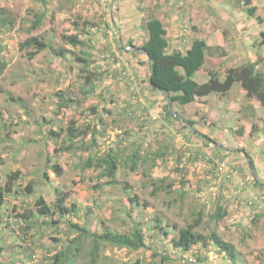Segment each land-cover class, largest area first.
Segmentation results:
<instances>
[{"label": "rangeland", "instance_id": "374dc122", "mask_svg": "<svg viewBox=\"0 0 264 264\" xmlns=\"http://www.w3.org/2000/svg\"><path fill=\"white\" fill-rule=\"evenodd\" d=\"M49 1L0 0V7L5 8L14 19L13 25L0 28V60L6 63L0 77V183L11 170L22 173L15 185L19 194L15 192V195L18 194L16 198L15 195L7 198L6 213L0 218V224L8 227L7 240L18 238L16 242L8 244L18 264H49L51 255L62 249L67 237L75 235H70L65 224L45 226L43 223L46 218L38 215L33 225L26 229L25 235L22 233L20 228L24 222L15 214L24 212V208L35 210V197L25 198L20 193L30 180L49 205L54 202L55 188L70 192L66 205L70 206L74 202L78 211L75 215H67V220L84 225L91 231L101 232L107 227L124 232L129 230L133 221H141L146 242L144 248L129 251L103 247L96 264H230L210 243L206 247L193 246L185 253L174 251L170 240L175 234L172 225L185 226L192 221V213L200 208L206 221L199 231L208 233L211 228L214 229L244 257L253 256V264H264V201H259L261 205L256 211H252L251 205L246 203L251 195L263 194L259 186L254 184L252 171L258 182L264 180V107L258 105L256 112L241 86L234 84L229 96L230 99L235 97L240 104V117L229 120L211 115L208 121L214 122L212 126L202 124L207 118L195 119L198 120V125H194L196 130L206 134L212 141L206 140L208 144L197 145L203 150L194 164L185 157L177 161L175 156L158 155L159 151L168 153L171 147L183 148L182 135L173 133L175 127L170 128V132L166 127L162 128L155 119L158 118L157 112L164 106V98L162 95H153L149 86L142 85L146 83L149 70L141 64L137 66V56L125 49L123 52L126 55L122 59L115 56L113 60L111 57L117 46L115 34L119 33L115 28L119 29L118 22L120 25L131 16L127 10L132 8L129 5L132 0H113L111 10L108 5L96 0ZM137 3L139 0H135V6ZM122 11L126 13L122 14ZM34 12L45 14L41 24L28 31ZM148 12L154 14L152 10ZM261 12L264 14V11ZM84 18L88 21L86 31L75 30L72 23L75 20L81 23ZM111 20H115L114 24H110ZM134 31L139 35L138 28H134ZM75 32H78L80 40L78 46L73 47L62 40L63 35ZM140 32L143 34V29ZM32 35L43 40L47 47L41 50L34 47L20 48L19 45ZM108 39L112 42L107 43ZM260 40L263 41L264 37ZM123 42L127 44V41ZM58 49H63L64 54H55ZM261 53L264 54V48ZM77 57L86 59V70L82 69ZM210 61H206L207 64L204 63L199 73L194 75L196 81L203 80ZM122 65L129 74L125 72L123 76H109L112 74L111 69L118 70ZM258 68L263 70V64H259ZM87 71L94 72L96 88L85 97L79 92L84 87ZM133 84L149 92L146 99L153 102V107L149 112L141 113L130 102L133 104L131 111L123 115L121 109L129 104L125 98L126 85ZM60 90L73 96L77 100L76 104L57 110L55 93ZM215 96L210 94L208 98L216 99ZM219 104L223 106L225 101ZM170 110L178 111L181 113L179 116L185 118L184 113L189 116L198 109L197 104L189 103L171 104ZM218 110L224 113V106ZM98 117L103 123L97 121ZM123 117L125 119L122 121ZM69 120H75L79 127L92 125L95 121L98 123L91 126V130L94 128L96 132L94 145H90L91 133L87 131L84 139L87 152H80L76 147L70 152L55 151L66 140ZM176 126L181 131L180 122ZM239 127L243 131L240 135L235 131ZM124 130L129 131L130 135L122 143L126 145L122 154L127 153L130 142L137 139L145 161L140 160L134 172L130 170L128 161H121L116 172L118 183H104L94 188L102 184L97 171H81L79 161L87 153L97 151L100 154L107 148H114ZM52 132H57L58 136L51 135ZM213 142L218 144L220 150L214 147ZM190 143L196 145L200 141L193 138ZM249 158L253 162L252 168L246 162ZM221 161L233 169V178L219 175L218 162ZM52 164L61 166L62 173L59 176L50 169ZM168 183L170 187H167ZM159 184L162 187L152 194ZM233 186L236 187L234 192L227 193ZM135 194L140 205L130 212L132 217L125 216L123 211L130 204L129 197ZM19 195L24 199L21 200ZM217 200L225 208V215L215 222L208 216L215 210ZM257 213H260L258 217ZM7 214H11V217H7ZM255 216L257 221L252 224ZM156 220H160V225L167 229L168 235L153 228ZM26 223L30 225L31 221ZM237 224H241L242 229ZM246 230L251 232L249 236L243 235ZM5 241L0 238V243L4 244ZM84 255L82 251L77 264H85Z\"/></svg>", "mask_w": 264, "mask_h": 264}, {"label": "trees", "instance_id": "16d2710c", "mask_svg": "<svg viewBox=\"0 0 264 264\" xmlns=\"http://www.w3.org/2000/svg\"><path fill=\"white\" fill-rule=\"evenodd\" d=\"M175 1L179 4H183L180 3L179 0ZM49 2L50 1L48 0L47 3ZM71 2L73 3L74 1ZM244 5L246 6V13L249 16L255 18L258 23L263 21L264 14L262 12L259 14L257 12L256 6L251 5L250 0H244ZM44 14V12L32 13L33 20L28 31L36 29L41 24ZM78 19H80V17ZM81 21L82 22L80 23L78 20H75L72 24L75 30L79 29L84 30L85 32L88 21L85 20V18ZM13 24L14 19L10 17L5 8L0 7V28ZM141 25L146 34V39L138 46V51L143 53L148 61V86L152 92H158L160 94L162 93L164 97L167 98L166 103L163 106L164 116H162L163 118L161 119V121H163L161 127L167 128V125L164 123L169 124L171 120H178L182 127L190 129L189 135L185 136L186 143L189 142V145L183 146V148L171 147V150L168 153H165L164 150L159 151L158 155L168 154L175 156L177 161H179V159L182 157H185L186 160H189L194 164V162L200 158L202 149L191 144L190 142H192V140L190 141V138L197 136L203 141L205 145L208 144L207 141L211 142L212 140H210L206 134L196 130L194 126L197 122L196 120L191 118L181 119L180 116H174L175 112H171L168 105H171L172 103L179 105L189 104L195 101L196 98L207 96L209 94L223 96L229 92L234 84H239L245 92L247 99L254 100L261 107H264V68L263 70L258 68L259 64H263L264 66V58L258 57L254 62H246L236 67L227 68L222 76L218 73V71L208 69L206 71L207 80L200 83L194 79V75L205 63L207 46L204 40L197 38L192 40L185 53L177 50L168 51L166 28L158 17L154 16L153 13L147 12ZM77 33L78 32L65 36L63 35L61 38L64 42L76 47L80 44ZM260 34L262 37H264L263 33ZM19 46L22 49H25L26 47H34L36 50H41L42 48L47 47V44L37 36L32 35L28 36ZM117 47H121L118 42ZM125 47L128 48L126 50H131V47L134 46L131 42H128L121 48L125 49ZM55 54L63 55L64 50L58 49L55 51ZM76 60L82 63L83 70L87 69V61L85 58L77 57ZM5 68L6 63L0 60V77L2 76ZM93 73L94 72L87 71L84 87L82 88L81 92H79L82 96L86 97L96 88L94 83L95 76ZM55 96L57 99L56 108L59 111L66 109L77 102V100L65 90L56 92ZM125 107L126 108L121 109L123 115H126L127 113L129 114L131 111V107ZM243 109L245 108L243 107ZM138 111L143 112L139 109ZM247 111L248 110L245 112ZM124 119L125 117H123L122 121ZM97 121L102 122V119L98 117ZM94 124L98 125L96 121L93 122L92 125ZM118 124L120 125L119 121ZM92 125L88 124L83 127H79L76 126L75 120H69L66 129V140L63 142L62 146L55 148V151L70 152L76 147V149L80 152H87L88 149H86L84 139L88 130L91 133L90 145L95 144L94 136L96 132L94 128L91 130ZM170 125H172V123H170ZM235 131L238 135L243 132L241 127L237 128ZM52 134L53 136H58L57 132H52L51 135ZM129 135V131L124 130V133L119 135V139L117 140L114 148H107L100 154H97V151L93 153H87L86 156H84L81 161H79L81 171H97L102 184L94 186V188H98L104 183L117 184L118 180L116 177V172L119 165L121 164V161L124 163L125 161H128L129 168L133 172L137 169V165L140 160L141 162L145 161V158L141 155L139 150L140 143L137 142V139L131 141L128 152H125L124 155L122 154L126 148V145H122V143L124 140H126V138H128ZM139 137L142 138L141 135ZM214 147L220 150L218 145ZM246 162L250 168L253 167V162L250 158L247 159ZM50 169L55 173L56 176H59L62 173V168L58 164H52ZM252 174L254 175V184L259 186L264 194V184H259L260 182H258L253 171ZM21 177L22 173L19 170H11L5 174L4 181L0 183V218L4 216V213H6L5 209H7L8 195L11 193L12 195H15V185L18 183L17 181H20ZM44 177L47 178L46 173H44ZM170 186L171 184L168 183L167 187ZM161 187L162 186H160V184L155 186V188L152 190V194H155V192ZM54 191V202L53 204L49 205L35 189V183L30 180L20 193L25 198L35 197L33 204L35 210L31 208H24V212L15 214L24 222V225L20 228L24 235L26 233V229L33 225V222L36 221L37 215L46 218V221L43 223L45 226L50 225L56 227L59 224H65L70 235L72 233L75 234L73 237H67V241L62 245V249L51 255L49 264H77V259L79 255L82 254V251L85 252V264H96L97 259L101 255L100 251L103 247L116 249L124 248L129 251H136L145 247V235L141 228V221H133L129 230L124 232L114 231L107 227H105L101 232L91 231L84 225H79L76 222L67 220V215H75L78 211V207L74 202H72L70 206L66 205V201L70 196V192L59 191L57 188H55ZM16 193L19 194V192ZM22 196H20L21 200L24 199ZM129 202L130 204L123 211V213L125 216L128 215L129 217H132L130 212H133L136 206L140 205L136 194L132 197H129ZM253 204L249 205L254 206ZM142 205L144 206L145 204L143 203ZM224 209L225 208L222 206V204L217 200L215 210L209 214L208 218L215 222L221 220L225 215ZM54 215L55 217L52 218ZM258 215H260V213L256 214L257 217ZM6 216L11 217V214H7ZM256 216L253 218L254 223L257 221L255 220ZM204 217L205 216L200 208L195 213H192V221L188 222L185 226L178 227L176 224L172 225V231H175V234L170 240L174 251L177 250L181 253H185L190 251L193 246L200 245L201 247H206L207 244L210 243L215 246L218 254H223V258L229 261L230 264H246V260L243 259L242 253L236 250L235 246L231 242L224 240L214 229L211 228L208 233H203L202 231L198 230L199 227L206 221ZM26 221H31V224L29 225L26 223ZM153 228L158 229L161 233H163V235H168L167 229L160 225V220H156ZM6 229H8L7 225H3L2 227L0 224V238L4 241L6 240L4 244L3 242L0 243V264H18V260L14 256V252L12 249H8V244L12 243L13 241L16 242L18 238L13 237V239L7 240L8 234ZM256 257L259 258L258 256ZM258 260H260V258ZM260 261L263 262L262 260Z\"/></svg>", "mask_w": 264, "mask_h": 264}, {"label": "crops", "instance_id": "0c3cea01", "mask_svg": "<svg viewBox=\"0 0 264 264\" xmlns=\"http://www.w3.org/2000/svg\"><path fill=\"white\" fill-rule=\"evenodd\" d=\"M250 2L251 5L256 6L257 12L259 14H261V11H264V0H250ZM139 4H141L140 7L138 6ZM129 5H131L132 8L130 10H127V12L129 11L128 14H130L131 16L129 18H125L124 21L120 23V25L118 22L119 29L115 26L116 24L114 25L116 27L115 29L119 32L118 34H115L116 38L114 39H117V42L121 47L126 45L123 41H127V43H132L134 47H131L130 52L137 56L138 67L141 64L140 66H144L149 70L146 56L138 51V46L146 39V34L144 30L142 34L140 32V29H142L141 24L145 13L149 10H152L154 12V16L158 17L166 28L168 51L177 50L185 53L186 50L189 48L192 40L197 38L205 41L207 46L205 54V63L206 61L211 60L210 66L205 68L206 71L208 69L218 71V73L222 76L227 68L236 67L246 62H254L257 60L258 57L264 58V54L261 53V50L264 48V42L260 40V38L262 37L260 33L264 34V18L262 22L258 23L255 18L249 16L246 13V6L244 5L243 0H194L192 2H187L183 4H179L175 0H139L137 6H135V0H132ZM125 13V11H122V14ZM133 18L135 19L132 20ZM114 21L115 20H111L110 24H114ZM134 28H138L139 35L134 31ZM102 35L106 36L105 33H102ZM141 36H143V38ZM111 42L112 40L108 39L107 43ZM115 47L116 50L115 52H112L111 55L112 59L115 60V56L122 59L123 55H126L123 52V50L125 49L121 47L119 48L117 46ZM107 56L109 57L110 54H107ZM118 68V70L111 69L112 74H110L109 76H123L125 72L129 74L127 70H124L123 65ZM199 71L197 73H199ZM206 76L207 75H204L202 77L203 80L201 82H205L207 80ZM147 80L146 83H142V85L145 84V86H148ZM126 88L127 94L125 95V98L126 101L129 100V104H125L124 106L133 107V104H130L131 102L134 103V108L136 110L139 109L143 111L141 113H144V110L145 113L149 112L150 109L153 107V102L151 100L146 99L149 96V92L143 89L142 87H137L134 84L128 87L126 85ZM151 93L153 95H162V97L164 98L165 105L167 98H165L162 93L160 94L158 92L155 93L152 91ZM215 95L216 99L211 98L210 100L208 98L210 94L207 96L196 98L195 101L192 102V104H197L198 110L192 112L189 115L191 117H189L186 113H184L183 116L186 119L191 118L194 120L197 118L198 120L207 118V120L205 122H202V124L207 123L211 124V126L214 124L212 120L208 121V118H211V115L214 117L220 116L222 119L227 118L230 120L235 117L239 119L240 104L236 101L235 97L230 99L229 92L223 96H219L217 94ZM218 100H220L219 103H221L223 100L225 101V104L223 105L224 113L220 112L221 109L218 110V108L223 107L218 103ZM250 101L252 103L253 109L257 112L260 105L254 100ZM214 102L216 103L210 105V103ZM173 104L175 103H172V105ZM170 106L171 105H168L169 109ZM171 112H175L174 116H179V114H181L176 110H171ZM197 112H199V114ZM157 114L158 116L156 117L158 118L155 119H157V122L159 121L160 126H162L163 121H161V119L163 118L162 116H164L163 107H161V111L159 113L157 112ZM180 118L183 119L182 117ZM198 120H196L197 122L195 126L198 125ZM178 122V120H171L169 124H164L167 125V129L169 132L171 131L170 128L175 127L173 133L181 134L183 146H187L189 144L186 143L185 136L189 135L190 129L184 128L180 124L182 129L181 131H178L176 126ZM200 122L201 121H199V123ZM170 123H172V125H170ZM193 138H195L197 141H200V144H196V146L205 145L203 141L197 136H194ZM193 138L191 137L190 141ZM213 143V145L215 146L218 145L215 142ZM259 184H264V180ZM244 186H246V184H244ZM236 187L233 186V188H230L227 193L230 192V194H232L231 192ZM10 195H12V193L9 194L8 197ZM250 198L251 196L249 197V200ZM249 200L247 199V202H245L248 203ZM258 203L259 202H254V204L252 203L254 206H249L251 209H253L252 211H256V208L261 205ZM253 223L254 222H252V224ZM237 226L239 229H242L241 224H237ZM250 234L251 232H247L246 230L243 235L249 236ZM256 252L257 250L254 252V254ZM242 256L243 259L246 260V264H253V256H249V258L248 256L244 257L243 254Z\"/></svg>", "mask_w": 264, "mask_h": 264}, {"label": "built area", "instance_id": "2783aa9c", "mask_svg": "<svg viewBox=\"0 0 264 264\" xmlns=\"http://www.w3.org/2000/svg\"><path fill=\"white\" fill-rule=\"evenodd\" d=\"M98 2H100L101 4L104 5H108V8L110 7L109 10H111V8L113 9V0H96ZM194 0H179L180 3H187V2H192ZM128 49V48H127ZM218 170L220 172V176H223L225 178H233L234 176V171L233 169L229 168L226 164L225 161H221L218 162ZM254 202H259V201H264V194H253V196L251 195V199L249 200L248 204H252Z\"/></svg>", "mask_w": 264, "mask_h": 264}, {"label": "clouds", "instance_id": "9594fccd", "mask_svg": "<svg viewBox=\"0 0 264 264\" xmlns=\"http://www.w3.org/2000/svg\"><path fill=\"white\" fill-rule=\"evenodd\" d=\"M125 49H127V48H125Z\"/></svg>", "mask_w": 264, "mask_h": 264}, {"label": "water", "instance_id": "95a60500", "mask_svg": "<svg viewBox=\"0 0 264 264\" xmlns=\"http://www.w3.org/2000/svg\"><path fill=\"white\" fill-rule=\"evenodd\" d=\"M165 94V93H164ZM170 105V104H169Z\"/></svg>", "mask_w": 264, "mask_h": 264}, {"label": "flooded vegetation", "instance_id": "af4514ba", "mask_svg": "<svg viewBox=\"0 0 264 264\" xmlns=\"http://www.w3.org/2000/svg\"><path fill=\"white\" fill-rule=\"evenodd\" d=\"M126 48V47H125Z\"/></svg>", "mask_w": 264, "mask_h": 264}]
</instances>
